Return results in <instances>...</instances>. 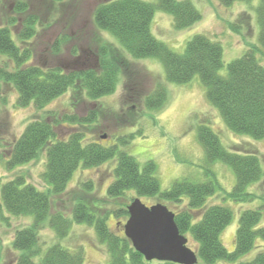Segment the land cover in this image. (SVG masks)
Wrapping results in <instances>:
<instances>
[{
    "label": "trees",
    "instance_id": "1",
    "mask_svg": "<svg viewBox=\"0 0 264 264\" xmlns=\"http://www.w3.org/2000/svg\"><path fill=\"white\" fill-rule=\"evenodd\" d=\"M218 1L229 6L235 1L248 0ZM16 7L19 13L26 12L24 3L19 2ZM157 9L171 15L177 30L187 28L201 18L189 0H157L156 3L104 0L95 8L93 21L97 29L114 36L131 59H158L167 82L184 84L198 75L205 87L207 100L217 108L223 123L231 132L255 140L264 139V65L255 57L257 48L251 46L241 57L229 62L226 74L221 76L218 70L222 67V48L218 42L203 35H195L186 42L183 53L178 54L151 34L150 23ZM256 12L260 27V53L263 54L264 0H260ZM33 22L28 15L21 25V32L15 37L13 35L14 38L8 27L14 24V20L0 27V54L13 64L11 69L7 63L0 64V81L12 85L17 91L16 104L19 107H27L32 103L36 109H42L69 88L75 100H96L114 91L121 71L128 78L126 92L136 83L139 73L122 58L104 60L107 54L105 49L96 54L103 59L100 60L99 71H65L59 67L33 64L32 51L26 46L28 40L34 37ZM53 49L57 52L58 48ZM166 102V90L159 83L143 97L147 110H160ZM94 121L92 114L81 118L74 112L62 115L46 113L42 118L29 122L9 146L6 161L9 167L30 162L44 151L46 165L43 179L50 186L42 192L28 184L22 176H17L0 187V212L5 209L13 216H32L33 219L30 226L16 230L13 236V248L21 251L13 264H34L32 258L37 254V230L46 219L58 238L67 235L71 221L59 211L51 212L50 196L65 191L79 164L82 167H95L114 157V179L106 188V196L120 199L126 191H133L138 197H157L162 204L166 202L167 205H163L174 214L179 233L191 235L197 244V256L205 264H213L218 260L233 261L252 249L256 235L264 240V227L254 229L262 217L260 210H244L239 216L234 250L228 252L219 236L231 221L232 212L221 205L205 206L206 198L215 192V181L176 179L169 188L160 192L154 162L149 160L140 166L134 157L118 150L116 144L103 146L85 139L84 132L77 127L90 126ZM63 124L74 130L60 139L56 130L60 126L65 127ZM197 135L207 160H220L234 172L235 184L230 192L225 193L227 198L238 202L249 200L252 195L246 192V187L260 181L263 175L256 151H227L218 136L205 125L198 127ZM126 208L127 204H122L113 211L96 215L94 210L78 202L72 208V215L77 223L93 225L98 241L106 247L108 264H175L145 261L123 234L108 228L107 214L127 219ZM253 263L264 264V252H259ZM39 264H84V260L80 250L71 252L53 245L45 251Z\"/></svg>",
    "mask_w": 264,
    "mask_h": 264
},
{
    "label": "rangeland",
    "instance_id": "2",
    "mask_svg": "<svg viewBox=\"0 0 264 264\" xmlns=\"http://www.w3.org/2000/svg\"><path fill=\"white\" fill-rule=\"evenodd\" d=\"M102 1L0 0V27L14 20V24L8 26L12 37L21 32V25L28 15L34 21V37L26 45L32 51L33 64L59 67L65 71H99L100 60L122 58L139 73L129 92L125 90L128 78L121 71L111 94L93 101L81 98L75 100L69 88L42 109H36L32 103L27 107H19L16 104L17 91L12 85L0 81V187L14 177L22 176L39 191L45 192L50 188L43 179L46 165L44 151L25 164L13 167L6 164L9 146L29 122L42 118L46 113L62 115L74 112L81 118L92 114L95 118L92 125L77 127L84 132L85 139L103 146L116 144L118 150L134 157L140 166L149 160L154 162L160 192L169 188L176 179L190 182L215 181V192L206 198L205 206L221 205L231 210V221L219 237L226 250L232 252L242 211L259 209L262 217L254 229L264 227V139L255 140L231 132L223 123L217 108L207 100L205 87L198 75L188 83H170L165 80L164 69L158 59H131L114 36L97 29L94 24L93 12ZM142 1L156 3L157 0ZM189 1L199 11L201 18L181 30L174 28L170 14L155 10L150 31L158 41L178 54L183 53L186 42L195 35H203L218 42L222 48V67L218 70L221 76L226 74L227 64L241 57L251 46L257 48L255 57L264 65L256 12L260 0L235 1L229 6L220 4L218 0ZM19 2L25 4L26 12L19 13L16 10ZM54 47L58 48L57 52ZM102 49L107 51L103 59L96 56ZM3 63L9 64V69L13 67L12 62L0 54V64ZM158 83L166 90L167 102L160 110H147L143 97ZM64 125L56 130L60 139L74 130ZM200 125L209 127L227 151H256L263 175L260 181L246 187V192L252 195L249 200L233 201L225 195L235 184L234 172L220 160H207L198 140L197 129ZM115 166L116 157L95 167H82L79 164L65 191L50 196L51 212L63 213L71 224L67 235L58 238L48 219L43 221L37 230V254L32 258L34 264H39L45 251L53 245L71 252L80 250L84 264L109 263L106 247L98 241L93 225L75 222L72 208L81 202L98 215L113 211L122 204L128 205L133 198L138 197L133 191H126L120 199L106 196V188L114 179ZM138 198L147 206L161 203L157 197ZM163 204L167 205L166 202ZM170 208L176 211L174 207ZM125 220L111 213L106 216L108 228L118 234H123V225L120 224H124ZM32 222V216H13L2 209L0 264L14 263L21 251L13 248V236L16 230L30 226ZM185 237L187 246L196 253V242L189 233ZM259 252H264V240L256 235L249 252L233 261L218 260L213 264H254L253 260ZM196 264L205 263L198 258Z\"/></svg>",
    "mask_w": 264,
    "mask_h": 264
},
{
    "label": "water",
    "instance_id": "3",
    "mask_svg": "<svg viewBox=\"0 0 264 264\" xmlns=\"http://www.w3.org/2000/svg\"><path fill=\"white\" fill-rule=\"evenodd\" d=\"M126 210L123 235L145 261L197 263V254L187 246V238L179 233L174 214L165 205L147 206L135 197Z\"/></svg>",
    "mask_w": 264,
    "mask_h": 264
}]
</instances>
